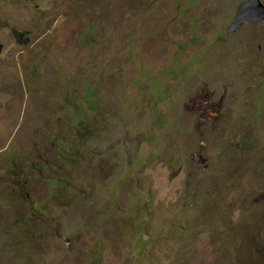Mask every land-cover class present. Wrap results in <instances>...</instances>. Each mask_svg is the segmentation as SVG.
Here are the masks:
<instances>
[{"label": "rangeland", "instance_id": "1", "mask_svg": "<svg viewBox=\"0 0 264 264\" xmlns=\"http://www.w3.org/2000/svg\"><path fill=\"white\" fill-rule=\"evenodd\" d=\"M241 1L0 0V264H264Z\"/></svg>", "mask_w": 264, "mask_h": 264}, {"label": "water", "instance_id": "2", "mask_svg": "<svg viewBox=\"0 0 264 264\" xmlns=\"http://www.w3.org/2000/svg\"><path fill=\"white\" fill-rule=\"evenodd\" d=\"M264 21V3L261 0H242L233 20L227 26V32L232 34L245 22L257 23ZM3 45L0 43V53Z\"/></svg>", "mask_w": 264, "mask_h": 264}, {"label": "flooded vegetation", "instance_id": "3", "mask_svg": "<svg viewBox=\"0 0 264 264\" xmlns=\"http://www.w3.org/2000/svg\"><path fill=\"white\" fill-rule=\"evenodd\" d=\"M236 14V13H235ZM258 48L261 49V45H258Z\"/></svg>", "mask_w": 264, "mask_h": 264}]
</instances>
